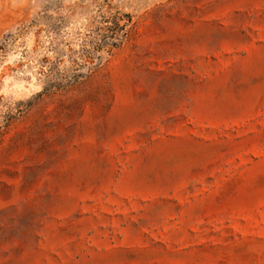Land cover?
<instances>
[{
	"label": "rangeland",
	"instance_id": "rangeland-1",
	"mask_svg": "<svg viewBox=\"0 0 264 264\" xmlns=\"http://www.w3.org/2000/svg\"><path fill=\"white\" fill-rule=\"evenodd\" d=\"M0 264H264V0H0Z\"/></svg>",
	"mask_w": 264,
	"mask_h": 264
}]
</instances>
